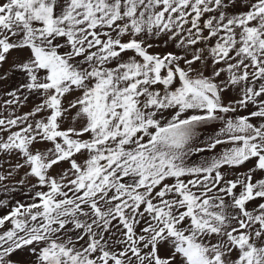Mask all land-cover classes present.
Segmentation results:
<instances>
[{
    "label": "snow or ice",
    "instance_id": "1",
    "mask_svg": "<svg viewBox=\"0 0 264 264\" xmlns=\"http://www.w3.org/2000/svg\"><path fill=\"white\" fill-rule=\"evenodd\" d=\"M0 264H264V0H0Z\"/></svg>",
    "mask_w": 264,
    "mask_h": 264
}]
</instances>
